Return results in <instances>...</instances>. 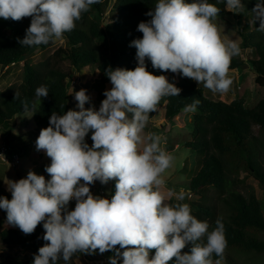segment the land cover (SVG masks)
Here are the masks:
<instances>
[{
	"label": "clouds",
	"instance_id": "9594fccd",
	"mask_svg": "<svg viewBox=\"0 0 264 264\" xmlns=\"http://www.w3.org/2000/svg\"><path fill=\"white\" fill-rule=\"evenodd\" d=\"M99 2L0 0V18L31 17L24 39L18 42L22 46L48 44L72 31L82 13ZM226 8L238 13L244 5L241 0H226ZM219 12L208 0H159L146 13L151 20L138 24L142 38L130 44L137 50L138 66L106 69L112 88L103 93L106 99L99 110L85 108L90 97L81 89L75 92L78 111L53 112L36 141L37 150L50 158L45 171L51 178L30 170L26 178L8 184L11 200L0 197L9 225L28 235L43 223V240L48 243L38 249L32 264L68 262L77 252L91 255L97 249L100 254L114 253L109 264H117L120 257L123 264H169L173 258L175 264H214L213 253L223 257L227 241L221 219L209 232V224L194 217L187 203H164L162 174L174 157L162 150L159 135L143 134L161 99L182 91L166 76L147 71L146 58L154 69L181 74L214 93L230 90L231 59L241 50L235 41L221 38L213 23ZM252 12L260 21L257 31L264 32V4L258 2ZM48 94L46 86L36 89L38 101ZM199 103L194 100L183 111L195 113ZM90 131L91 146L85 141ZM110 180L116 181L111 199L90 191L96 181L107 184ZM186 195L183 188L175 193L177 201ZM73 199L75 208L67 211ZM205 236L207 242L202 243ZM189 243L190 253L182 252Z\"/></svg>",
	"mask_w": 264,
	"mask_h": 264
},
{
	"label": "trees",
	"instance_id": "16d2710c",
	"mask_svg": "<svg viewBox=\"0 0 264 264\" xmlns=\"http://www.w3.org/2000/svg\"><path fill=\"white\" fill-rule=\"evenodd\" d=\"M110 1L100 0L91 5L89 11L82 13L81 19L76 21V27L63 34L62 46L36 64L24 60L20 83L0 91V128L3 132L8 133L14 127L13 121L20 116L24 119L29 111L32 112L37 127L36 131H26L23 135L10 137V141L5 136L8 149L16 151L20 147V152L25 151L23 142L27 134H31L29 144L36 146L40 131L49 126V118L53 112L62 115L69 109L77 110L69 100L66 86L68 73L60 67L61 61H67L78 72L88 66L97 69L99 77L92 87L95 96L98 91L103 90L101 88L105 84L112 85L105 74L106 69L134 70L138 66L137 50L130 44L133 40L142 38L143 34L137 30L138 24L151 20L152 17L146 13L153 11L159 0H112L111 19L104 23L103 18ZM208 2L220 9L219 17L236 14L243 22L241 43L238 45L240 50L248 49L252 57L246 60L240 56L232 57L230 70L240 71L249 65L254 74L255 85L264 90V32L257 31L260 21L255 19L252 12L255 5L258 2L264 4V0H241L244 10L238 13L227 10L226 0ZM30 23L31 17L20 21L0 18L1 69L17 64L32 49L43 51L53 45V41H50L48 44L22 46L18 38L24 39ZM145 63L147 71L154 75L168 78L171 72L154 69L147 58ZM175 78L174 84L182 91L179 96L163 97L157 111L150 113L148 123L151 124L154 119L173 121L185 106L192 104L194 100L200 101L195 113L186 114L190 140L182 146L196 154V170L186 187L187 191L198 196L196 202L189 203L191 214L200 220L206 219L209 232L216 227L218 218L224 224L227 246L223 257H217L213 253L211 259L214 264L217 259L226 264H264V238L261 237L264 235V206L253 191L243 195L234 189L242 181L238 178L240 172H246L260 187H264V142L253 132V127L258 128L260 135L264 132V97L252 108H248L239 95L229 102L224 99L212 101L205 97L203 83L198 84L178 73H175ZM42 85L47 87L49 94L38 101L36 89ZM25 104L28 106L27 110ZM85 108H89V102L85 104ZM91 135L90 131L85 137L89 146L93 143ZM22 144L24 147H21ZM38 153L41 156L45 152L40 150ZM41 171L46 178H51L45 171V166L41 167ZM109 182L108 199H111L116 181ZM206 189H212L217 194L220 202L217 214L205 201L203 191ZM90 191L92 192V185ZM0 195L9 200L12 198L6 192ZM75 204L69 202L66 210ZM44 233L43 223L28 235L20 229H7L0 232V242L8 246L35 248L48 243L43 240ZM201 242H207L206 236ZM191 247L192 244L189 243L182 252L190 253ZM77 254L86 255L81 252ZM154 254V250L150 252V256ZM113 255L112 251L103 253L106 258ZM72 260L73 257L68 262L61 259L58 264H74ZM0 264L8 262L0 261ZM169 264H175V258Z\"/></svg>",
	"mask_w": 264,
	"mask_h": 264
},
{
	"label": "rangeland",
	"instance_id": "374dc122",
	"mask_svg": "<svg viewBox=\"0 0 264 264\" xmlns=\"http://www.w3.org/2000/svg\"><path fill=\"white\" fill-rule=\"evenodd\" d=\"M185 2L192 3L194 0H185ZM111 5L112 0L109 2V6L105 12L103 18L104 23H107L111 19ZM213 23L217 25L222 39L232 40L238 44L241 43L240 31L243 26V22L241 19L237 18L236 14L226 16L225 18L218 16L213 21ZM62 45L63 38L53 40V45L48 49L43 51L32 49L27 53L24 59H21L17 64L10 65L8 68H0V91L11 85H17L20 83L24 60H29L32 64H36L37 62H40L47 56L51 55L59 46ZM238 56H240L243 60L252 57L248 49H241ZM59 65L64 71H67L68 73V95L71 103L76 106L77 101L75 100V92L85 89L86 94L90 97L89 107H94L95 110L98 111L101 106V102L106 99L103 93L106 90H110L112 85L105 84L101 88L103 90L98 91L97 95L95 96L93 94L92 87L93 84L97 82L99 76L98 71L94 66L85 67L78 72L73 67H71L67 61H61ZM228 76L233 80V84L227 93H214L213 91L204 87L203 92L205 97L212 101L224 99L225 101L229 102L239 95L245 100L248 108L254 107L256 103L264 97V90L255 85L253 81L254 74L251 71L249 65L240 71L229 70ZM167 79L170 83H174L176 79L175 73L170 72ZM77 110L79 109L77 108ZM186 114L187 113L183 111L179 113V115L175 117L173 121L170 122L164 119H154L151 124H147L143 133L145 136H147L149 133H155L159 135L161 137L160 147L162 150L174 157L171 167L162 174L163 179L165 180V185L161 189L162 193L165 195L164 203L170 205H175L176 203H187L189 205L190 202H196L198 200L197 195L186 190L187 183L194 175L196 170V154L189 151L188 149L183 148L182 146L183 143L190 140V129L187 122L188 115L186 117ZM25 115L26 116L24 119H21L23 116H20L19 119H15L13 121L14 127L8 133L3 132L0 128V194L2 192L11 194V192L8 190V184H10L11 181H18L19 179L26 178L30 170L34 171L38 175H43L41 167L50 165L51 163L50 158L47 157L46 154H44L42 158L40 154L36 155L38 152L37 148H35L34 145L29 144L31 134H27L26 138L24 139L25 141L23 143L25 144V151L20 152L19 150V153L17 154L18 162L13 161L12 156L15 151L7 148L8 144L5 142V136L10 141V137L14 138L21 134L23 135L26 131H36L35 129L37 128L32 117V112L29 111ZM253 132L254 135L259 136L264 142V132L260 135L257 127H253ZM146 143L147 141H145V144ZM24 144H22L21 147H24ZM143 147L144 145L140 146L141 150ZM238 178L242 181L241 183H237L234 189L243 195H247L250 191H253L256 198L264 206V187H260L258 182L246 172H240ZM45 179L49 180V178L46 177ZM109 186L110 182L107 184H101L96 181L92 185V194L98 195L99 190H102L105 195L98 196L108 198ZM181 188H183L185 192L188 193V195H186L183 201H177L175 193H179ZM203 192L206 196L205 201L208 205L213 207L215 213L217 214L220 207L217 194H215L214 190L212 189H206ZM74 202L76 203V201ZM74 208L75 206L67 211H72ZM198 220L201 222L206 221V219ZM7 229L19 228L9 225L7 223L6 211L0 209V232ZM261 237L264 238V235ZM42 246L44 245H39L35 248H25L20 246H8L0 242V261H7L8 264H32L34 256L38 254V249ZM72 257L74 264H109V258L103 257V254H100L98 249L94 254L91 255L86 254L84 256H80L75 253ZM117 264H123L122 257L117 260ZM221 264H226V262H221Z\"/></svg>",
	"mask_w": 264,
	"mask_h": 264
},
{
	"label": "built area",
	"instance_id": "2783aa9c",
	"mask_svg": "<svg viewBox=\"0 0 264 264\" xmlns=\"http://www.w3.org/2000/svg\"><path fill=\"white\" fill-rule=\"evenodd\" d=\"M12 159H13L14 162H18V155H17V153H13ZM98 193H99V195H104V192L102 190H99ZM71 201L74 202L75 200L73 199Z\"/></svg>",
	"mask_w": 264,
	"mask_h": 264
},
{
	"label": "crops",
	"instance_id": "0c3cea01",
	"mask_svg": "<svg viewBox=\"0 0 264 264\" xmlns=\"http://www.w3.org/2000/svg\"><path fill=\"white\" fill-rule=\"evenodd\" d=\"M35 148H36V146H35ZM16 151H19V149H18V150H16ZM39 151H40V150H39ZM39 151H38V152H39ZM38 152L36 153V155H38V154H39ZM44 154H46V153H44ZM44 154H42V155H41V158H42V156H43ZM39 157H40V156H39ZM73 207H74V206H73ZM71 208H72V207H71ZM68 210H69V209H68Z\"/></svg>",
	"mask_w": 264,
	"mask_h": 264
},
{
	"label": "bare ground",
	"instance_id": "6f19581e",
	"mask_svg": "<svg viewBox=\"0 0 264 264\" xmlns=\"http://www.w3.org/2000/svg\"><path fill=\"white\" fill-rule=\"evenodd\" d=\"M14 153H17V154H18V153H19V151H15ZM104 195H105V193H104Z\"/></svg>",
	"mask_w": 264,
	"mask_h": 264
},
{
	"label": "water",
	"instance_id": "95a60500",
	"mask_svg": "<svg viewBox=\"0 0 264 264\" xmlns=\"http://www.w3.org/2000/svg\"><path fill=\"white\" fill-rule=\"evenodd\" d=\"M66 86L68 87L69 86V83H67Z\"/></svg>",
	"mask_w": 264,
	"mask_h": 264
}]
</instances>
